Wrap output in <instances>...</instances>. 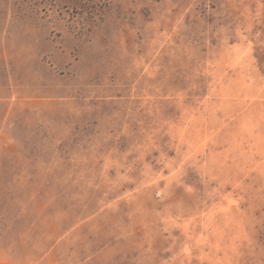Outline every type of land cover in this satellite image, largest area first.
<instances>
[{
  "label": "rangeland",
  "instance_id": "374dc122",
  "mask_svg": "<svg viewBox=\"0 0 264 264\" xmlns=\"http://www.w3.org/2000/svg\"><path fill=\"white\" fill-rule=\"evenodd\" d=\"M0 264H264V0H0Z\"/></svg>",
  "mask_w": 264,
  "mask_h": 264
}]
</instances>
